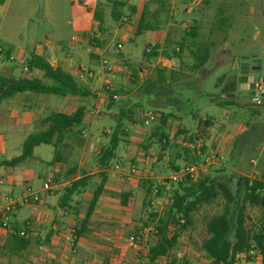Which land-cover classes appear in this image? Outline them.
<instances>
[{"label":"rangeland","instance_id":"rangeland-1","mask_svg":"<svg viewBox=\"0 0 264 264\" xmlns=\"http://www.w3.org/2000/svg\"><path fill=\"white\" fill-rule=\"evenodd\" d=\"M114 1L120 0H0V47L3 49L0 59L2 65L11 70L13 77H35V72L28 74L22 69L31 54L37 51L42 53L45 42L48 43V49L43 57L47 60H52L51 56L55 55L65 63L70 61L72 65L91 69L92 90H87L88 95L79 99L88 104V123L68 135L66 147L57 150L59 162L70 165L80 163L78 174L83 172L91 177L87 186L81 193H75V196L83 192L92 195L94 186L99 181L96 174L100 171L97 154L105 147L116 121L120 120L127 135L125 142L119 144L116 150V158L106 168L107 192L102 193L101 201L90 217L87 230L81 238L84 248L75 249L74 256L77 255L79 262H72L73 264H116L121 260L119 264H146L144 251L153 243L155 225V220L148 221V214L160 215L163 212L169 192L166 187H174V183L167 179L172 172L170 164L178 167L185 165L182 161V149H186L189 136L196 138L203 146L202 153L196 156L198 161L194 164L204 165L203 175L224 182L232 193H235L242 177L264 179L262 98L259 97L260 102L254 103L253 91L240 88H235L230 95H221L227 81H236L243 57L249 60L260 57L261 61L264 58V0H141L143 8L139 7V10L138 0H130L122 2L124 9L119 22L110 15ZM135 9L139 12L138 17H134ZM94 13L100 18L101 31L97 30ZM141 14H144L143 24L148 23L152 27L155 25L156 30L127 35L125 26L135 25L136 31ZM192 29L196 33L194 38L184 35ZM98 32L100 36L93 37V40L101 52L87 43ZM124 33L126 38H123ZM182 38L183 45L177 58L173 51H177ZM116 43L120 49L115 48ZM149 43L157 45L153 51L156 56L146 59L143 51ZM198 44L209 45V56L201 69L192 72L189 69V52ZM92 52L96 53L95 58H88ZM119 56L123 60H118ZM159 78L163 81L157 82ZM149 83L153 84V88L150 93H144L142 87ZM41 97L47 99L49 109L45 111L40 108L39 114L64 112L61 101L65 98L46 94ZM109 99L112 101L107 108ZM212 101L222 104L230 101L232 104L214 106ZM95 111H99V114H95ZM155 111L172 116L168 118L165 127L168 144L163 150L154 139L150 140L148 137L157 123L155 118L148 125L143 124V114H153ZM122 113L126 114L129 121L121 118ZM194 113L211 117L217 126H225L224 136L227 141H231L228 148L221 151L222 141L218 127L201 131V134L194 136ZM240 125H246V129L238 132ZM37 131L39 129L26 131L22 136ZM76 131L80 133L77 134ZM19 136L21 138V133ZM146 144L149 145L147 150L140 148ZM19 146V143L0 146V162L18 156ZM189 153L195 156L193 151L189 150ZM212 153L222 159L205 162ZM177 154L179 158H176ZM52 159L53 148L39 145L26 164L29 166L27 183L13 188L3 184V179L0 178V190L13 189L12 198H15L20 192L27 194L29 189H24L26 186L30 190L41 188L46 180L52 178L51 175L47 176L52 166H56ZM114 165L124 169L133 166L135 172L128 179L121 178L112 173ZM3 171L5 168L0 166V175ZM142 181L152 184L148 198L144 197ZM163 186V195L157 198L154 189ZM57 189L52 188L53 191ZM121 192L130 193L124 208L119 206L118 196ZM60 193L63 194V191ZM44 196L41 192L40 197ZM78 198L81 204L80 196ZM235 199L238 201L240 196ZM47 201L55 206L57 197L46 196L44 202ZM79 201L76 205L73 202L72 206L82 215L85 208H79ZM146 201L151 202L149 206H146ZM70 204L67 202L66 207L59 209V212L70 211ZM223 205L224 200L218 198L213 204L202 206L193 213L191 225L180 232L168 258H158L153 264H168L171 260L175 264H209L199 249V243L204 236L206 219L221 214ZM26 210L25 207L20 208L17 214L24 216ZM245 217L247 228H264L261 209L245 206ZM79 218L69 216L72 221L66 228L74 229ZM116 236L123 238L126 245L128 238L134 236V242L131 247L125 246L127 251L123 250L120 254L125 257L110 261L109 257L114 251L113 248H108V244L112 242L108 239ZM87 245H94L96 250H88ZM4 261L0 256V264ZM251 262L262 264L259 258H254Z\"/></svg>","mask_w":264,"mask_h":264},{"label":"trees","instance_id":"trees-1","mask_svg":"<svg viewBox=\"0 0 264 264\" xmlns=\"http://www.w3.org/2000/svg\"><path fill=\"white\" fill-rule=\"evenodd\" d=\"M117 8L118 5L115 3L111 7L110 14L114 20H118L119 18ZM93 17L97 22V29L101 31L100 18L96 13H94ZM143 17L144 14H141L136 27V35L141 31L156 30L155 25L152 27L148 23L143 24ZM184 35L194 38L196 33L192 29L190 33ZM183 40L182 38L181 43H178L177 51H173V54L177 58L179 57L178 52L182 49ZM156 48L157 45L154 44L153 51ZM153 51L148 54L143 51L144 58H154L156 55ZM189 54L191 60L189 69L192 72L197 71L207 62L209 45L198 44L194 46L193 50H190ZM24 67L27 70L26 73L38 72L40 77L20 76L19 78H13L0 76V102L15 94L24 93L36 95L46 94L59 97H84L88 95L71 74L58 67L50 66L43 58L37 55L31 54L25 61ZM162 81V78H159L157 82ZM152 88V83L144 84L142 91L144 93H150ZM234 89V81L229 80L224 89L221 90V95H230ZM111 101V99L108 100L107 108L110 107L109 102ZM212 103L214 106L221 107L232 104L230 101L227 104H222L217 101H212ZM153 115L157 123L152 127L148 137L150 140L154 139L160 149L163 150L168 144L165 127L168 118L172 116L160 111H155ZM83 117L84 109L82 107L75 109L71 114L60 112L48 113L40 119V125L43 129L28 134L20 145V154L9 161H4L2 164L5 167H13L21 163L30 158L33 148L39 145L52 147V162H59L60 155L57 150L66 147L64 142L67 136L71 135L75 129L80 128ZM122 117L125 121H129L125 113L121 114ZM119 122L120 120L116 121L113 129L109 133L105 147L101 148L97 154V164L102 171L97 173L99 182L92 192L91 200L87 205L86 211L79 218L77 226L73 229L74 239L81 238L86 232L91 214L94 211L99 196L103 192V186L106 181V173L104 170L108 168L110 161L116 158V150L119 144L125 142L127 135ZM197 126L200 127H197L198 129L196 128L197 130L194 132V136H196L197 132L202 133L201 131L213 127L214 123L213 120L207 118L199 120ZM76 133L79 134L80 132L76 131ZM188 139L191 142L194 138L189 136ZM196 140L195 138L194 141ZM148 146V144L145 146L141 145L140 148L147 150ZM202 150L203 146L200 149V154ZM182 153V161L185 165L194 164L198 161V157L191 156L188 149H182ZM176 156V158H179L178 154ZM170 166L172 171L179 168L172 164ZM90 178V176L81 175L75 179L74 167L65 169L62 174L55 175L53 178L55 183L59 182V180L71 181L69 186L63 190L58 204L59 207L66 206L74 193H78L87 186ZM150 187H152L151 183L142 181L145 198H148L151 194ZM168 191L163 212L160 215H156L155 213L148 214V221L152 222L155 220V225L153 227V243L148 246L144 255L146 264H153L158 258L167 259L170 252L175 248L180 232L191 225V215L197 212L202 206L213 204L218 198L224 200L222 213L206 219L204 223V236L199 243V249L209 261V264H231L238 255L246 252L250 247L256 251L260 261L264 264V228L260 226L256 230H251L245 225V206L261 209L262 217L264 218V179L242 177L234 191L235 193H232L224 182L216 180L215 178H207L203 175L202 171H199L195 180L175 183L174 187H168ZM163 192L164 186L154 189V194L157 198H161ZM129 196V193L119 194V204L121 207L127 205ZM239 196L240 199L237 201L235 198ZM145 203L146 206H149L148 201ZM11 245L15 246L17 251H20L25 248L27 242L16 235H10L7 240V247ZM168 264H175V261L171 260Z\"/></svg>","mask_w":264,"mask_h":264},{"label":"crops","instance_id":"crops-1","mask_svg":"<svg viewBox=\"0 0 264 264\" xmlns=\"http://www.w3.org/2000/svg\"><path fill=\"white\" fill-rule=\"evenodd\" d=\"M124 1L129 2L130 0L114 1V3L116 5H118V8H117V11L119 12L118 22H119V19L121 17L122 9H124V6L122 4V2H124ZM139 7L143 8L141 0H138V4H137L138 10H139ZM137 9H135V12L133 11L135 13L134 17H138L139 12L137 11ZM110 12H111V9H110ZM140 16L141 15H139V17ZM95 24L97 25V22H95ZM119 26H120V24H119ZM127 26H129L131 28H129ZM134 26L135 25H132V24H127L125 26V29L128 31L127 35L133 34L134 32L136 33V31L134 30ZM99 36H100V32H98V34L93 35L91 38H89L87 43L89 45H92L94 48L100 50L97 43L93 40L94 39L93 37L98 38ZM125 36H126V33H124L123 38ZM115 46H117V43L115 44ZM115 48H117V47H115ZM42 49H43L42 53L41 52L39 53L37 51V52H35V54L34 53L33 54L43 58L50 66L58 67L64 71L68 72L69 74H71L77 80L80 87H82L87 93H88L87 90H92L91 86H90L92 77L88 76V74L91 75V69H84L78 65H72V62H70V61L65 63V62L57 59L55 55L51 56L52 60H47L46 58L43 57V53H46V51L48 49V43L47 42H45L43 44ZM117 49H120V48H117ZM100 52H101V50H100ZM95 56H96V53L92 52V53H89L88 58H95ZM6 57L8 59H10L9 55H6ZM117 59L123 60V57L122 56L120 58L117 57ZM1 62H2V60L0 59V76H2V77H13L11 74V70L4 67ZM166 62L169 63L168 60ZM24 69H25V67H23L22 70L24 73H26L27 70L26 69L24 70ZM79 72H81V78H79ZM31 73H34V72H31ZM31 73H29V74H31ZM34 74H35V77H37V78L40 77V74L38 72H35ZM13 78H15V77H13ZM247 82H249V79L246 81V83H240L239 88L241 90H246L248 88ZM41 96H42V94L40 96L36 95V94H28V93L15 94V95L11 96L10 98L2 100L0 102V146H4L5 144H14V143H19V145H21V143L23 142L25 137L28 135V134H26L25 136H22V134L24 132L30 131V130H36V129L42 130L43 127L40 125V119L45 117L50 112H57V111H50L46 114H44L45 112L42 114L41 113L39 114L40 108H44L45 111H48V109H49L47 99H45L44 97H41ZM63 98H65V99L63 101H61V107H62L64 112H60V113L71 114L72 112L75 111V109L82 107L84 109V117H83V120L81 122V126L87 125V123H88L87 116L88 115L86 113V110H88L87 109L88 104L86 103V101L80 102L79 101V99L81 98L80 96L63 97ZM193 117H195L194 118L195 127H194L193 133L196 132V130L198 129L197 127H200V126H197L199 120H203V119H207V118L213 120L211 117H207V116L202 117L197 113L196 114L194 113ZM214 127H218V130H220L219 135H220V138L222 141V143H221L222 145L220 147H221V151L225 150L226 147L228 148L227 145L230 144V142H231V141H227L226 137L224 136L225 126H223V125L217 126V124H214L213 127L208 128L207 130H211ZM245 127H246V125L238 126V132L246 129ZM207 130H205V131H207ZM20 133H21V138L19 136ZM197 134L199 135L201 133L197 132ZM35 148H33V150ZM19 149H20V146H19ZM33 150H32V154H33ZM32 154H31L30 158L22 161L21 163L15 165L13 167H5L2 164L4 161L0 162V166H3L5 168V171H3V174L0 175V178L3 179V184L5 183L8 186L14 188L18 185L27 183L28 178H29L27 175L29 166L27 167L26 164L32 158ZM9 160H5V161H9ZM50 164L52 165L53 163H50ZM55 164H56V166L53 165L52 168L50 169V171L47 173V176H49V175L52 176V178H51L52 186L47 191L41 190L42 185H41V188H39L37 190H30V188H28L29 186H26V187H24V189H26V188L29 189L27 194H24V192H20L19 196L12 198L13 189H11V190H0V210L2 209V207L5 204V198L6 197H9L12 200L17 201L19 203L17 208L12 213L7 215V229H1L0 228V256H1V258L5 259L3 264H71L72 262H79V258L77 257V255L74 256L75 249L77 248V250H78L79 247L84 248L85 244L82 242V240H81L82 237H81V238L74 239L72 246H69V243L65 239V235H66L67 230H68V228H66V227H67V224L72 221L71 219H69V216H73V215L75 217H82L83 216V214L80 215V213L78 212L76 207L72 206L73 202H75V205L78 204V201H79L78 196H80V200L83 204L82 203L80 204V201H79V208L80 207L85 208V211H86L87 205H88L89 201L91 200L92 195H88L85 192H83L81 195L75 196L76 194L74 193L69 199V202L71 203L70 204L71 207H69V209L71 212L64 210V213L63 212L60 213L59 209H63L66 207V206H64V207L60 208L58 205L60 202V198L62 196L60 191L62 192L65 187H68L71 181L59 180V182L55 183L53 181V178L55 177V175L62 174L65 169H68L71 167H74V169H75V179L81 175H84V176H90V175H86L83 172L80 175L78 174L79 173L78 166H80V163L78 165H76L75 163H72L70 165L67 162L65 164H63L62 162H57ZM100 171H102V170L100 169ZM100 171H98V172H100ZM51 172H52V174H51ZM104 172L106 173V169L104 170ZM112 173L117 174V172L114 171V169H113ZM236 173H239V172H236ZM106 180H107V173H106ZM98 182H97V184H98ZM97 184L94 186V188L97 186ZM105 185H106V181L104 183L102 193L107 192ZM53 187H57L58 188L57 191H53L52 190ZM24 189H23V191H24ZM166 189L168 190V187H166ZM80 191H82V190H80ZM41 192L45 195L43 198L40 197ZM102 193H101V195H102ZM121 193H129V192H121ZM77 194H79V193H77ZM32 196L35 197L36 200L33 201L31 199ZM46 196H51V197L56 196L57 197V201L55 203V206L52 205L50 203V201L44 202V199ZM100 196L97 200L95 208L97 207L98 202L101 201ZM127 201H128V199H127ZM165 202H166V200H165ZM150 203L151 202H149V204ZM84 204H86V205H84ZM119 206H120V204H119ZM24 207H25V209H27L26 213L24 212L25 215L19 216L17 214L18 210L20 208H24ZM95 208H94V210L96 211ZM122 208H124V207H122ZM92 214H91V216H92ZM61 217H63V218L61 219ZM26 223H27V228L25 227ZM48 225H49V228H47ZM147 230H149V229H147ZM22 231H24L26 234L25 238L19 237V235H18ZM10 235H16L19 238H22L24 241H26L27 245L25 246V248L23 250L17 251L15 246L11 245L10 247L9 246L7 247V240H8ZM108 240L112 241L111 243L108 244V248L111 247V248H113V251H114V253L110 255L111 257H109L110 261H111V259L115 260L118 257L124 256V255H120L121 253H123L122 252L123 250L127 251V249H128V248L126 249V247H125L128 245H126V242L124 241V239L121 238L120 236H116L114 238L109 237ZM103 242L107 246V243L105 242L104 239H103ZM87 248H88V250H90V249H94V251L96 250V247L94 245H87ZM146 249L144 251V255L146 253ZM105 250H107V248H105ZM121 261H119V262H121ZM119 262L116 264H119ZM112 264H114V262ZM249 264H256V263L250 262Z\"/></svg>","mask_w":264,"mask_h":264},{"label":"built area","instance_id":"built-area-1","mask_svg":"<svg viewBox=\"0 0 264 264\" xmlns=\"http://www.w3.org/2000/svg\"><path fill=\"white\" fill-rule=\"evenodd\" d=\"M117 48H120L119 45L116 46ZM154 48V44L153 43H149L146 45V47L144 48V53L148 54L150 52L153 51ZM3 52V49L0 47V53ZM104 64V62H103ZM25 70V69H24ZM251 70H256V67L251 68ZM88 76H91L88 74ZM79 78H81V72H79ZM105 89L107 90V87H105ZM254 96L252 99V102L254 103H258L259 101V97H260V87L258 85H255V90H254ZM113 99H116L115 96H112ZM95 114H99V111H95ZM154 119V116L152 113L150 112H145L143 114V124L144 125H148L152 120ZM186 149L193 151L195 156H199L200 154V149L202 147L201 143H198V140L194 141V142H188L185 144ZM216 153H212L211 155H209L204 161L205 162H212V161H217V160H221L222 157L218 156ZM204 165L200 164H187L184 165L182 167H179L177 170L172 171L169 175V177L167 178L168 181L170 183H182L185 181H192L195 180L197 173L199 171H202ZM114 171L117 172V174L120 177H125L126 179H128L129 177H131L134 174V167L130 166L128 169H124L121 168L117 165H115L113 167ZM2 183V180L0 179V184ZM52 186V181L51 180H46L45 183L42 184V190L43 191H47L48 189H50V187ZM31 199L34 201L36 200L35 197H31ZM19 205V203L17 201L12 200L9 197L5 198V204L2 207V209L0 210V228L1 229H7V215H9L10 213H12L17 206ZM264 220V219H263ZM25 227L27 228V223L25 224ZM19 237L25 238L26 234L24 231L20 232ZM65 239L66 241L69 243V246H72L73 241H74V237H73V229H68L67 233L65 235ZM134 242V236H131L128 238V247H131L133 245ZM256 259L259 258V256L256 254V251L250 247L249 250H247L246 252L238 255L234 261L231 264H249L251 262L252 259ZM246 259H248V261H246Z\"/></svg>","mask_w":264,"mask_h":264},{"label":"water","instance_id":"water-1","mask_svg":"<svg viewBox=\"0 0 264 264\" xmlns=\"http://www.w3.org/2000/svg\"><path fill=\"white\" fill-rule=\"evenodd\" d=\"M252 63H256V64H261L260 68H261V77L257 76L255 74H253L255 72V70H251L250 72H248V70H245V72H242V75L244 76H249V82H250V87L248 88L249 91H253L255 90V85L257 83L260 84V97L262 98V103H264V58L261 61L260 57H253L250 59ZM241 62L243 63H247L248 62V58L243 57ZM258 71V68L257 70Z\"/></svg>","mask_w":264,"mask_h":264},{"label":"flooded vegetation","instance_id":"flooded-vegetation-1","mask_svg":"<svg viewBox=\"0 0 264 264\" xmlns=\"http://www.w3.org/2000/svg\"><path fill=\"white\" fill-rule=\"evenodd\" d=\"M261 64H256V63H252L251 60L248 59L247 63H239V68H238V76L236 78L235 83V88H239V84L240 83H246V81L249 79V76H244L242 75V72H245V70H248V72L251 71V68L256 67V70L258 68V71L255 70V72L253 74L260 76L261 77V68H260ZM250 81V80H249ZM248 83V88L250 87V82ZM256 85H258L260 87V84L257 83ZM248 88L246 90H248Z\"/></svg>","mask_w":264,"mask_h":264}]
</instances>
